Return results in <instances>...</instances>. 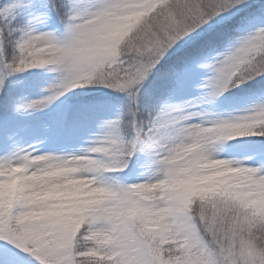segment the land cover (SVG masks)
<instances>
[{
  "label": "snow or ice",
  "instance_id": "obj_1",
  "mask_svg": "<svg viewBox=\"0 0 264 264\" xmlns=\"http://www.w3.org/2000/svg\"><path fill=\"white\" fill-rule=\"evenodd\" d=\"M17 6H3L0 17L7 19ZM55 9L66 35L21 29L11 56L5 45L17 29L9 27L6 34L0 26V103L9 102L6 81L12 73L58 65L54 70L62 76L51 94L17 109L44 108L82 82L100 84L127 94L132 135H123L124 122L118 116L104 122L106 131L83 154L18 148L0 157V238L15 246L0 244V264H22L23 253L39 264H264V164L249 167L225 159L229 168L238 170L239 187H188L177 193L169 183L154 193L145 191L161 178V158L178 137H204L212 146L253 129L264 135V100L249 114L213 119L210 127L203 120L188 123L204 114L189 111L187 103L165 101L146 117L140 108L143 82L165 60L170 62L169 74L177 78L190 71L191 63L206 60L201 67L212 73L206 86L216 96L264 77V3L66 0ZM257 14L260 26L253 33L208 58L222 40L215 29L204 32L209 20L243 27ZM104 36L114 43L102 49ZM176 62H185L183 72ZM8 135L7 126L0 128L5 141ZM137 151L154 157V180L123 184L113 178L105 184L104 172L127 168ZM97 154L102 156L95 158ZM84 177L93 194L86 203L71 187ZM69 204L76 206L70 209Z\"/></svg>",
  "mask_w": 264,
  "mask_h": 264
},
{
  "label": "rangeland",
  "instance_id": "obj_2",
  "mask_svg": "<svg viewBox=\"0 0 264 264\" xmlns=\"http://www.w3.org/2000/svg\"><path fill=\"white\" fill-rule=\"evenodd\" d=\"M65 2L66 0H0V8L8 4L18 5L7 17L10 25L4 23L6 19L0 17V26L5 27L6 34L11 24L16 25L11 28L17 29L5 45L7 54L11 56L13 53V45L15 39L21 34V29H31L34 32L51 31L57 37L63 38L66 35V27L64 21L57 14L55 6ZM81 2L88 3L89 0H81ZM249 2L262 3L263 1L249 0ZM224 15L228 16L227 13ZM235 15L237 14L233 12L232 16ZM218 24L222 23L219 20H209L203 26L204 32L206 33ZM259 26L258 15L248 18L247 23L243 27L240 25L233 35L220 42L218 47L209 53L208 58L214 57L216 52H227L238 46L241 38L253 33ZM204 63H206L204 59L191 63L190 71L187 74L180 78L172 76L167 84L169 93L165 95L163 102L187 103L192 106L188 109L189 111L204 114V116L191 117L188 123H200L203 120V126L210 127L211 120L247 115L255 105L264 100L263 85L251 89L245 84H241L219 96L212 95V88L206 86L212 73L207 68L201 67ZM184 67L185 64L178 70L183 72ZM58 68V65L48 64L12 73L7 78L6 88L11 91V95L14 94L16 100L10 112H3V117L0 113V128L5 126L9 128L6 141L0 136V157L6 153L14 152L18 148L34 149L36 153L83 154L106 131L103 127L105 121L121 117L119 108L106 105V103L91 106L82 102L69 101V103L66 101L73 93L78 94V91L88 94L104 93L105 96L124 94L125 100H129L124 92L91 82H82L68 89L44 108L28 110L16 108L18 104L50 95L51 86L58 83L62 76L60 71L54 70ZM3 70V65L0 63V71ZM248 82L250 81H247L246 84ZM1 94L2 92H0V96ZM161 105L162 103L159 108ZM128 113H130L129 110ZM142 114L147 116V114ZM260 137L261 134L253 129L251 133L245 135H233L216 141L209 150L214 152L216 158L219 159L240 160L244 166H258L264 164V147L257 141ZM100 156L102 154H97L95 158ZM153 160L154 157L150 154L137 151L127 168L121 171H105L104 182L112 184L113 178L123 184L154 180L157 165L153 163ZM234 166L237 165L234 164ZM0 244H9L11 247H15L10 241L2 238H0ZM22 264H39V262L29 254L23 253Z\"/></svg>",
  "mask_w": 264,
  "mask_h": 264
},
{
  "label": "clouds",
  "instance_id": "obj_3",
  "mask_svg": "<svg viewBox=\"0 0 264 264\" xmlns=\"http://www.w3.org/2000/svg\"><path fill=\"white\" fill-rule=\"evenodd\" d=\"M114 43L110 37L101 38V48H107ZM220 135H226V132H219ZM211 145L207 138L202 137L199 141L194 140L189 134L176 138L168 146L165 157L161 158V178L155 181V186L145 189L149 193H154L167 184H173L177 193L188 187H210L213 185H227L239 187L237 179L238 170L229 168L225 159L216 158L214 152L210 151ZM64 172H71L72 169H64ZM50 176L55 173L48 174ZM174 177L171 180H165V177ZM40 179H46L42 177ZM87 177H84L77 184L71 185L81 195L79 201L86 203L92 195L88 191V185L85 183ZM151 197H146L149 199ZM76 205L69 204L71 209Z\"/></svg>",
  "mask_w": 264,
  "mask_h": 264
},
{
  "label": "trees",
  "instance_id": "obj_4",
  "mask_svg": "<svg viewBox=\"0 0 264 264\" xmlns=\"http://www.w3.org/2000/svg\"><path fill=\"white\" fill-rule=\"evenodd\" d=\"M264 3V0H262ZM4 23L10 22L6 19ZM241 24H236L235 26L228 28L223 24H218L211 28L206 34L211 33L213 29L216 30V33L222 35L221 42L230 35H233L235 29ZM10 27H16V25H12ZM9 30V29H8ZM220 44V43H219ZM185 62H176L177 69L181 68ZM170 67V62L165 60L162 61L161 65H158L153 73L149 76L148 80L145 81L141 86V99H140V108L141 112L144 114H148L149 112L154 113L156 110L159 109V106L165 100L164 97L169 93L168 82L172 75L169 74L168 69ZM259 78V77H258ZM256 78L255 81H250L247 83V87L251 89H255L258 85L264 86V77ZM9 91V102L8 103H0V113L3 112L8 113L15 102V97L11 95ZM79 92V93H78ZM78 94H72L68 101L74 102H82L86 105H95L98 103H109L119 107L122 110L123 116V125L122 131L123 135L127 138H130L132 135L131 128L127 125V121L131 118V113H128L130 109V101L125 100L123 97L124 94H109V96H105L104 93H94L88 94L78 91ZM4 93L2 92V97ZM122 96V97H121ZM7 110V111H6ZM3 117V114H2ZM1 118V117H0ZM263 147H264V135H261L259 139H257Z\"/></svg>",
  "mask_w": 264,
  "mask_h": 264
}]
</instances>
